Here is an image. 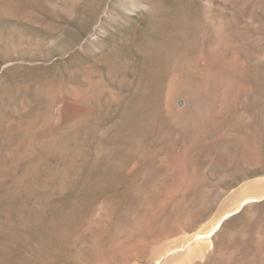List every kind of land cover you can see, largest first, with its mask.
Returning a JSON list of instances; mask_svg holds the SVG:
<instances>
[{
  "label": "rangeland",
  "instance_id": "obj_1",
  "mask_svg": "<svg viewBox=\"0 0 264 264\" xmlns=\"http://www.w3.org/2000/svg\"><path fill=\"white\" fill-rule=\"evenodd\" d=\"M262 194L264 0H0V264H264Z\"/></svg>",
  "mask_w": 264,
  "mask_h": 264
},
{
  "label": "bare ground",
  "instance_id": "obj_2",
  "mask_svg": "<svg viewBox=\"0 0 264 264\" xmlns=\"http://www.w3.org/2000/svg\"><path fill=\"white\" fill-rule=\"evenodd\" d=\"M208 67V66H207ZM205 69V68H204ZM86 71V70H85ZM200 74V73H199ZM175 78V77H174ZM176 79V78H175ZM87 81H88V79H87ZM90 81V80H89ZM88 81V82H89ZM177 81V80H176ZM177 83V82H176ZM175 83H172L171 85L169 84V89H167L168 90V92L167 93H165L162 97H164L165 95H166V98H165V107H166V109L167 110H169V111H171L170 109L175 105H173V103H175L178 99L181 101V103H182V108H180V111H183V112H185L184 111V109H186V111H187V108H188V104H189V97L188 96H181V95H183L182 93H179V91H177V87L174 85ZM177 85V84H176ZM208 87V86H207ZM164 89H161V91H163ZM92 91H93V89H92ZM210 91V90H209ZM165 92H166V89H165ZM208 92V91H207ZM91 93H93V92H91ZM95 94H97V93H95ZM95 94L93 95L94 97H95ZM88 95V94H87ZM98 95V94H97ZM208 95V94H207ZM98 97V96H97ZM96 97V98H97ZM179 97H181L182 99H180ZM199 97V96H198ZM96 98H94V99H96ZM209 101V100H208ZM210 103V102H209ZM212 103V102H211ZM86 104V103H85ZM83 105L82 107H81V116L84 118L85 116H87V115H89V113H90V108H89V106L88 105ZM177 104V103H176ZM97 106V105H96ZM205 106H206V104H205ZM210 106V105H209ZM196 107V106H195ZM198 107V106H197ZM207 108V107H206ZM206 108H204V109H206ZM209 108V107H208ZM207 108V109H208ZM219 108V107H218ZM210 109V108H209ZM211 110V109H210ZM209 110V111H210ZM90 115H91V113H90ZM181 117V116H180ZM184 118V117H183ZM191 118V117H190ZM190 118H189V120H190ZM185 119V118H184ZM188 119V118H187ZM186 119V120H187ZM193 120V119H192ZM203 121V120H202ZM197 123V122H196ZM193 124V125H198V123L197 124ZM186 124V123H185ZM188 124H186V126H187ZM192 125V124H191ZM203 125V124H202ZM207 125V124H206ZM204 126V125H203ZM202 126V127H203ZM199 127H201V125L199 126ZM206 127V126H205ZM193 128H196V127H194L193 126ZM262 198H264V194H262V195H258V196H246V197H243L242 198V200L239 202V204L235 207V209H233V212H234V210H235V212L237 211V210H239L244 204L246 205V203L248 204V202L250 203L251 201H258V200H260V199H262ZM244 205V206H245ZM243 208V207H242ZM232 211V210H231ZM230 211V212H231ZM230 212H227V215H226V217L227 216H229V214H231ZM225 217V218H226ZM223 218L224 217H222V218H220V219H218L217 221H215V223L210 227V228H208V230H203V231H205V232H198V233H195V235H197V237L194 239L193 237H191V238H193L194 240H195V242H199L198 244L201 246L202 244V242L201 241H205V243L206 244H203V246L205 245V248L204 249H207V243L208 242H210V239H211V237L212 238H214L212 235H214V234H216L218 231V229L220 228V225H221V222H222V220H223ZM198 231V230H197ZM217 231V232H216ZM215 236V235H214ZM188 239H190V238H188ZM192 239V240H193ZM193 240V241H194ZM207 241V242H206ZM212 241V240H211ZM195 242H193V244L195 243ZM201 242V243H200ZM212 243V242H211ZM184 244V243H183ZM187 244V243H186ZM186 244H184V245H186ZM189 244V243H188ZM192 244V243H191ZM209 244V243H208ZM190 245V244H189ZM210 245H212V244H210ZM182 247H183V245H182ZM185 247V246H184ZM186 247H188V245H186ZM209 247V246H208ZM172 249V248H171ZM182 250H184V249H182ZM185 250H186V248H185ZM178 251V250H177ZM161 258V257H160ZM156 262H158V261H156ZM161 262V261H160ZM162 263V262H161ZM159 264V263H158Z\"/></svg>",
  "mask_w": 264,
  "mask_h": 264
}]
</instances>
